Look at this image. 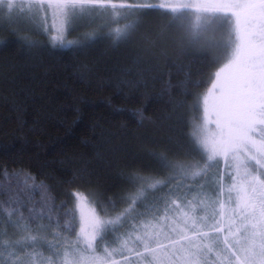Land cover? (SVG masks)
I'll use <instances>...</instances> for the list:
<instances>
[{
    "label": "snow or ice",
    "instance_id": "obj_1",
    "mask_svg": "<svg viewBox=\"0 0 264 264\" xmlns=\"http://www.w3.org/2000/svg\"><path fill=\"white\" fill-rule=\"evenodd\" d=\"M154 13L190 45L219 53L204 92L192 93L201 83L186 78L161 93L195 96L187 105L199 113L190 121L195 155L154 156L168 174L132 173V190L117 199L74 189L59 204L30 174L0 171V264H264V0H0V25L17 34L23 22L68 50L102 33L126 42L138 27L132 17ZM16 42L41 43L28 35Z\"/></svg>",
    "mask_w": 264,
    "mask_h": 264
},
{
    "label": "trees",
    "instance_id": "obj_2",
    "mask_svg": "<svg viewBox=\"0 0 264 264\" xmlns=\"http://www.w3.org/2000/svg\"><path fill=\"white\" fill-rule=\"evenodd\" d=\"M138 21L130 40L117 45L102 33L83 50L52 48L42 34L28 49L16 42L25 33L0 25L8 42L0 46V171L30 174L59 204L74 189L117 199L132 190V173L166 176L154 156L193 158L195 96L161 93L186 78L201 83L192 93L204 92L218 51L190 45L163 13Z\"/></svg>",
    "mask_w": 264,
    "mask_h": 264
},
{
    "label": "rangeland",
    "instance_id": "obj_3",
    "mask_svg": "<svg viewBox=\"0 0 264 264\" xmlns=\"http://www.w3.org/2000/svg\"><path fill=\"white\" fill-rule=\"evenodd\" d=\"M153 2H156V0H153ZM142 16H144V15H138L137 17H132V19L137 20V19L141 18ZM125 22H129V21H122V23H125ZM102 25H103L102 21H97L95 24H92L91 26L80 27L78 31L74 32V35L75 36L77 35L78 37L82 36L84 33L93 31L94 29H98ZM30 28H31V25L25 24L23 22L17 23L15 25V30L22 32V34L25 33V35H28V36H33L34 34H39L36 31L29 30ZM78 37H74V39H77ZM68 38L70 39V36H68ZM212 50H213V48H212ZM216 54L218 55L217 52H216ZM9 231H11V230H9Z\"/></svg>",
    "mask_w": 264,
    "mask_h": 264
}]
</instances>
